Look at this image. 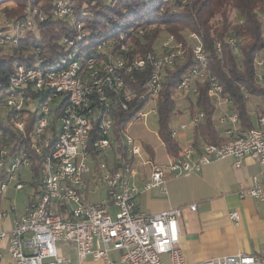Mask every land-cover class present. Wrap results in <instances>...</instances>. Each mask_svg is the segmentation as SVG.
Returning <instances> with one entry per match:
<instances>
[{"label": "built area", "instance_id": "2783aa9c", "mask_svg": "<svg viewBox=\"0 0 264 264\" xmlns=\"http://www.w3.org/2000/svg\"><path fill=\"white\" fill-rule=\"evenodd\" d=\"M51 2L54 17L70 23L76 32L73 39L64 38L62 45L77 49V44L87 36L85 23L81 22L87 13L78 15L68 0ZM36 15L37 9L28 7L23 19L6 18L0 23V47L17 48L26 41L30 33H35ZM261 21L264 25V17ZM137 34L143 36L145 32L138 29ZM190 38L197 42L193 55L199 67L182 80L177 93L186 98L196 95L194 83L207 82L212 103L219 110L230 107L232 103L222 86L207 73V54L201 41L195 34ZM227 42L236 45L233 39ZM216 48L220 53L221 43H216ZM163 49L162 53L151 52L131 60L127 46L122 45L116 52L115 44L110 41L91 48V55L80 56L74 50L49 65L37 47L29 53L34 59L30 67L19 65L6 84L0 83V201L10 184L17 191L24 190L18 173L22 168L33 173L32 186L36 188V193L28 197L24 213L17 214L14 228L0 232V245L7 242L14 264H71L62 245L74 249L76 264H85L88 259L102 264H189L179 246L183 209L156 215L140 212L136 204L137 166L151 168L143 191L159 190L166 195L168 175L188 177L226 159H232L234 168L240 169L244 160L251 158L260 164L261 172L251 178L246 195L264 203V103L254 108L257 127L245 133L239 132L237 114L224 111L220 124L227 127L225 134L231 140L221 145L185 148L176 161L166 166L156 164L153 159L140 161L145 148L127 131L133 122L158 113L166 70L182 64L186 58L183 45L173 36L167 37ZM255 68L257 83L263 84L264 58L256 60ZM147 73L143 94L127 89L129 75ZM242 91L249 102L251 95L244 88ZM38 99L40 103L34 110L32 107ZM117 102L124 111L131 107L139 109L120 135L121 145L112 137L113 105ZM33 116H36L34 123ZM204 120L203 110L196 109L189 123L181 125L180 130L194 129ZM31 122L32 132L28 133ZM172 138H178L177 131H172ZM196 152L199 156L194 162L191 157ZM89 174L90 181L106 193V199L96 204L87 200L89 182L84 176ZM112 207L117 210L115 214ZM10 208L0 210V222L10 213H17L14 205ZM189 209L196 211V205ZM230 219L238 223L239 213H232ZM113 253L118 254V260L111 258ZM2 259L0 254V262ZM199 264L264 263L254 256L238 254Z\"/></svg>", "mask_w": 264, "mask_h": 264}, {"label": "trees", "instance_id": "16d2710c", "mask_svg": "<svg viewBox=\"0 0 264 264\" xmlns=\"http://www.w3.org/2000/svg\"><path fill=\"white\" fill-rule=\"evenodd\" d=\"M75 12L80 15L87 13L81 22L85 23L86 39L77 44V49H67L62 45L64 38H74L76 32L70 23L54 17V6L51 0H0V11L7 19H23L28 7L37 9L35 16V33H30L27 40L19 47H0V83L6 84L19 65L30 67L34 63L33 48H40L41 56L46 63L54 64L74 50L78 54H93L91 48L103 43L115 44L118 52L122 45L127 46L131 60L145 57L155 52L153 41L157 39L159 28H165L169 36L183 45L185 61L171 69H167L162 92L158 102V117L160 131L166 145L176 155L180 147L172 138L170 122L172 114L178 107L176 94L182 80L188 78L193 70L199 67L194 59L193 49L197 42L190 44L179 30L195 34L207 54V73L215 77L223 88V93L231 101L229 107L232 114H237L240 120L239 132L245 133L254 129L252 115L245 98L244 88L252 98L264 103V81L258 84L256 80L255 62L264 58V0H68ZM13 4V7H5ZM5 7V8H4ZM236 14L238 23L231 18ZM144 30L139 36L137 30ZM189 35V37H190ZM235 40L236 45H230L227 40ZM216 43H221L219 53ZM102 54V53H99ZM88 55V56H89ZM149 73L145 75L131 74L126 78L129 91L143 94ZM197 94L187 97L189 112L193 117L196 109H202L205 120L194 128L195 139L193 148L204 145H221L231 137L226 136L225 127L222 137L218 131L221 111L208 97L207 82L196 81ZM260 104V105H261ZM114 126L112 137L121 145L120 135L133 122L137 111L131 107L124 111L119 102L114 103ZM220 114V117H219ZM36 116L32 117L34 123ZM258 118V116H257ZM28 127L32 132L33 123ZM146 150V146H144ZM121 152V148L118 149ZM123 157H126L123 154ZM37 173L39 167L36 168Z\"/></svg>", "mask_w": 264, "mask_h": 264}, {"label": "crops", "instance_id": "0c3cea01", "mask_svg": "<svg viewBox=\"0 0 264 264\" xmlns=\"http://www.w3.org/2000/svg\"><path fill=\"white\" fill-rule=\"evenodd\" d=\"M5 7H13V4H8ZM185 103L186 105L184 102L178 104L177 111L172 114L173 118L186 117L188 119L186 122H181L177 128H172V131L178 132V138L175 140L180 147V152L193 146L195 139L194 129L180 130V126L189 123L192 118L188 100ZM260 104L261 101L256 98H251L248 102L255 128L258 118L254 113V108ZM220 111L221 115L224 111L228 114L232 113L229 106ZM216 125L222 137H225L226 126L220 123ZM158 139L164 153H158L150 143H142L143 146H146L144 158L153 159L160 166H166L176 161L178 155L166 145L161 131ZM203 146L204 144L201 147ZM198 156V152L193 154L192 161L196 162ZM260 172V164L251 158L245 159L240 169L234 168L232 159H226L204 167L200 172L188 177L175 178L168 175L166 195L160 193L159 190L144 192L143 187L147 178H137L135 181L139 190L136 198L137 208L140 212L144 213L145 211L148 215H156L172 209H183L179 220V246L189 264H199L206 260L238 254L254 256L264 263V203L246 195V191L251 185V178L258 176ZM192 205H196L194 212L189 209ZM9 206L11 207V202H8L5 196L0 201V210L9 211ZM24 211L25 209L22 212L17 210V213H10L0 222V232L12 230L17 214H23ZM234 212H238L240 215L238 223L230 219V215ZM7 247V242L0 245V254L3 255L0 264H14L8 254ZM61 249L65 255L69 253V256H66L70 258L71 264L77 263L76 254L71 246L62 245ZM114 254L115 256L111 254V258L118 260V254ZM165 260L167 261V259ZM85 264L102 263H95L88 259Z\"/></svg>", "mask_w": 264, "mask_h": 264}, {"label": "rangeland", "instance_id": "374dc122", "mask_svg": "<svg viewBox=\"0 0 264 264\" xmlns=\"http://www.w3.org/2000/svg\"><path fill=\"white\" fill-rule=\"evenodd\" d=\"M108 1L111 2L112 0H108ZM5 19L6 18L4 17V13L2 11H0V23H3L5 21ZM231 20L234 23H238L236 14L232 15ZM179 31L181 32V34L185 37V39L190 44H193L194 41L189 37L190 33L188 31L183 30V29H181ZM156 35H157L156 36L157 39L153 41L152 46H153V49L156 53H162L164 51L163 44L166 41L167 37H169V35L166 32L165 28H159ZM175 98L177 99L178 104H181L182 102H184V105H186L185 102L187 101L188 98H186L185 95L176 94ZM188 100H190V98ZM39 103H40V99L36 100L34 102L32 109L36 110ZM185 109L187 110L186 107H185ZM186 110H184V111H186ZM175 111H177V109ZM187 120L188 119L186 117H179V118L178 117H174V118L172 117L171 122H170V127L175 129L178 127V125L181 124V122H186ZM158 122H159L158 113L151 114L149 117L142 120L141 122H133L130 125L127 132L139 144L150 143L154 148H156V151L158 153L163 154L164 150H163V147L160 146L161 142L158 139L159 134H160V126H159ZM144 160H147V159L143 158L140 161L145 162ZM90 167H92V175H94L93 166L90 165ZM136 169L139 173V176H138L139 179H142V178H147V180L149 179V176L151 174V168L150 167L137 166ZM18 173L21 175V177H22L21 181L25 185L24 190L17 191L15 189L14 184H10V186L6 190L5 196L8 200V202H11V205H14L19 212H22L26 208V204L28 202V197L33 196L36 193V188H34L32 186L33 173L30 170L22 168L18 171ZM84 178L87 182H89V193H88L87 200L92 204H96L102 200H105L106 199V193L104 192L102 187H100L99 185L96 186L93 182L90 181L91 180V174L85 175ZM37 189L41 190L40 187H37ZM8 209L11 210L10 206ZM111 212L113 214H115L117 212V210L114 207H112ZM144 213H146V212L144 211ZM146 214H148V213H146ZM149 215H151V214H149ZM65 250H67V249H65ZM68 254L69 253H66L67 256H69ZM112 256H115V254L114 255L112 254Z\"/></svg>", "mask_w": 264, "mask_h": 264}]
</instances>
